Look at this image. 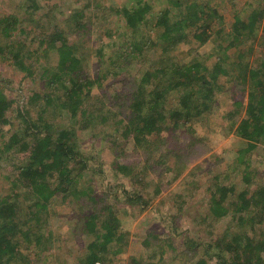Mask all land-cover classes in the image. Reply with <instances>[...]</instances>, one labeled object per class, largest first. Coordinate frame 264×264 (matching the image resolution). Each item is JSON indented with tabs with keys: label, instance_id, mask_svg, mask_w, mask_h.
Wrapping results in <instances>:
<instances>
[{
	"label": "trees",
	"instance_id": "16d2710c",
	"mask_svg": "<svg viewBox=\"0 0 264 264\" xmlns=\"http://www.w3.org/2000/svg\"><path fill=\"white\" fill-rule=\"evenodd\" d=\"M51 1L28 0L32 5L26 6L23 18L31 22L32 29L21 26L17 17L0 18V65L9 60L23 79L34 83L39 79L42 88L30 90L25 97L23 90L12 89L15 74L0 79V174L6 191L5 196L0 195V264H40L41 260L33 261L31 251L20 249L21 241L27 242L30 250L41 252L44 235L36 227L40 217L45 216L47 223L55 199L60 198L64 205L72 196V204L80 200L91 209L81 213L77 225V232L88 238L84 240L88 241L87 252L77 264L119 263L116 257L129 245V237L117 211L118 196L110 194L113 188L102 191L95 186L88 160L79 150V136L99 124L103 130L116 132V140L111 141V148L117 149L114 169L130 184L129 190L121 192V199L131 210L145 209L150 195L147 186L156 177L173 173L176 181L190 165L189 160L202 157V149L205 152L208 145L197 137L195 125L207 122V116L216 111L218 96L225 91L220 78L232 76L226 64L233 49L239 51L233 64L239 69L236 87L247 88L245 114L231 126L232 133L247 143L233 165L240 170L244 187L221 183L205 190L211 219L199 224H208L214 235L208 241L200 232L198 238L185 236V262L264 264V230H258L264 224V184L253 182L251 159L247 157L264 145V36L258 43L262 51L259 65L246 60L249 56L241 48L250 42L253 46L247 52L254 50L256 41L251 37L263 28L264 8L253 10L247 21L236 17L228 43L217 45L216 56H203L197 50L213 39L212 28L222 20L207 3L134 0L133 6H119L115 0H109L108 5V0H85L58 22L53 19L58 11ZM44 8H48L45 13ZM94 12L97 22H92ZM18 31L25 41L11 43ZM182 45L194 47L195 54L188 62L173 56ZM154 49L157 58L152 57ZM210 58L214 59L211 66ZM137 67L133 79L132 69ZM105 80L110 86L121 84L123 92H116L98 108L91 102L95 89ZM242 108L241 101L235 102L230 118L241 117ZM128 110L129 116L122 117ZM65 117L68 126L62 125ZM166 129L173 137L169 148L162 137ZM180 138L185 143L182 147ZM131 140L134 147L130 153L126 146ZM178 149L190 151V158ZM206 159L203 165L210 162ZM18 190L28 193L34 202L35 210L25 218L16 203ZM161 190L159 186L157 195ZM71 215L74 218L76 213ZM56 217L61 216L57 213ZM223 221L225 229L217 231L216 226ZM172 226L173 230L179 228L176 223ZM257 231L260 237L255 235ZM166 242L151 232L144 245L151 248L158 243L164 258ZM129 264L146 263L132 258Z\"/></svg>",
	"mask_w": 264,
	"mask_h": 264
},
{
	"label": "rangeland",
	"instance_id": "374dc122",
	"mask_svg": "<svg viewBox=\"0 0 264 264\" xmlns=\"http://www.w3.org/2000/svg\"><path fill=\"white\" fill-rule=\"evenodd\" d=\"M151 3H155L156 0H149ZM167 3V0H161ZM201 4H208L215 9L222 17V20L217 22L212 28L214 34L213 39L208 42L204 47L197 50L198 54L207 56L216 54L217 45L224 42L226 45L230 37L229 30L231 25L235 22L236 17H240L243 21H247L250 13L263 6V0H196ZM115 2L121 6L123 4L134 5V0H115ZM86 2L85 0H52L51 4L58 11L53 19L57 18L58 22H61L65 17L69 16L73 10L80 8ZM109 4V0L106 1V5ZM32 5L28 0H0V18L17 17L20 19L21 26H28L31 29L30 21L24 19L26 14V6ZM45 9V8H44ZM159 9V6H157ZM45 9L44 13L47 12ZM177 11V10H176ZM90 13V12H88ZM55 14V13H54ZM96 13L91 15L92 19L97 22ZM52 21V20H51ZM54 22V21H52ZM118 24V23H117ZM117 24L113 25V28L117 27ZM26 28V27H25ZM264 36V21L263 28H261L255 37H251L252 41H256L254 50L248 53L247 50L253 46L250 42L246 45H242L244 52L249 56L251 64L255 66L259 65V59L262 57V51L258 47V43ZM25 36L20 32H15L14 37L11 39V43L24 42ZM121 40L124 37L120 36ZM72 40H75L73 35ZM193 47V45H192ZM191 45H182L179 49L173 53L174 58L180 62H188L194 56L195 51ZM157 49L152 51V57L157 58ZM239 52V51H238ZM236 49L229 51L231 60L226 64L227 69H230L231 77L222 76L220 82L225 85V91L218 96L217 109L207 116V122L196 123V135L199 138H203L204 142L208 145L206 150L202 149L200 152V158L197 160H189V166L185 169L184 174L174 180L175 174L168 173L162 177H156L146 189L150 195H147L148 204L145 205V209H132L126 205V200L121 199V192L127 188L129 190L130 184L125 183L120 174L114 169V163L117 160V149L111 148L112 142L115 141L116 132L111 129L103 130L101 124L96 125L92 131L79 136V150L88 160L91 178L94 180L95 186L102 191L110 190V194H114L117 197V202L111 203L119 207L118 214L122 222V228L126 231L129 237V245L125 246L124 252L116 257L117 264H129L132 258L137 260H143L146 264H191V262H185V250L184 237L187 236L190 239H194L198 232L204 241H208L210 237H213V233L210 232L208 224L200 227L199 221L204 219H211L209 213V201L206 199L205 190H209L212 184L215 187L218 184L223 183L226 186L234 185L237 189L244 187L241 173L236 171L233 165L237 164L236 156L238 151L245 149L247 143L235 136L232 133V123L240 121L245 114V107L247 104V88L242 85H237V75L239 69L234 68L236 63L237 53ZM11 59V58H9ZM94 57L92 58V60ZM214 59L208 61L209 66L212 65ZM233 62V63H232ZM247 62V61H246ZM138 73V67L132 69L131 77L136 78ZM15 74L16 78H12L14 83L12 89L23 90V96L28 97L29 91L41 90V81L39 79H23L24 75L17 72L10 61H6L0 65V79L4 80L10 78V75ZM111 80V79H110ZM22 82V83H21ZM109 80L102 82V86H97L94 92L91 103L100 108L103 101L106 99L108 102L116 92H123L121 84L109 85ZM119 87V88H117ZM60 95V93H59ZM242 102V115L237 118H230V112L234 109L235 102ZM176 104V100H174ZM172 103V101H171ZM43 104V103H42ZM115 103H113V106ZM171 105V104H170ZM129 116V110L127 114L122 117ZM16 118V117H15ZM170 124V120L167 121ZM68 117L64 118L62 125L68 126ZM172 125V124H171ZM169 125V126H171ZM16 129H23L24 127L17 126ZM182 131L183 129L180 128ZM179 132V131H178ZM167 129L163 132L162 137L164 139V145L168 148L172 145L173 137H169ZM181 147L184 141L180 138ZM134 142L131 140L126 146L128 152H132ZM180 147V148H181ZM179 153L182 156H188L190 158V151H181ZM251 159V177L254 178L255 184H264V145L260 146L257 150L247 155ZM210 158V162L203 165V162ZM117 162V161H116ZM254 175V177H253ZM88 176V174L86 175ZM220 179V180H219ZM185 183H182V182ZM171 184L167 185L168 183ZM162 184V186H161ZM185 184V185H184ZM167 185V186H166ZM4 182L3 175L0 174V195H6V191L3 190ZM160 186L161 192L157 195V189ZM166 186V187H164ZM186 186V187H185ZM209 187V188H208ZM115 188V190H114ZM238 193V192H237ZM17 205L22 210L24 218L32 215L35 210L32 208L33 203L31 196L22 190L17 191ZM235 197V196H234ZM73 196L66 202L61 203L60 198H56L54 205L51 207L50 215H48L47 223L45 222V216L40 217V224L38 229L40 233L44 235L42 240V250L37 251L35 248L29 249L27 242L21 241L20 249L23 251H31V257L33 261L41 260L40 264H77L78 259L81 258L87 252L88 238L84 234L77 232V225H79L80 215L84 210L91 211L90 207L84 206V202H76L72 204L70 200H73ZM83 201V200H82ZM150 202V203H149ZM183 205V208L180 207ZM142 210V212H141ZM72 212L76 213L73 218ZM57 213L61 217H56ZM176 220V221H175ZM210 222V220H209ZM169 224L179 226L178 230H173ZM236 223V222H235ZM235 223L233 226H235ZM226 221L218 223L217 231L222 232L225 229ZM169 226V227H168ZM264 230V224L258 226ZM210 233H209V232ZM153 233L159 236V240L167 241L164 244V258L161 257V246L158 243L153 244L151 248L144 245L145 238ZM210 234V236L208 235ZM258 237L261 236L260 231L256 232ZM264 233V232H263ZM254 236V235H253ZM198 238V237H196ZM152 242H155L151 238ZM177 248V251H173L171 248ZM204 247V246H203ZM202 248V247H201ZM179 253L181 255H179ZM189 253V252H188ZM179 255V256H178ZM202 255V252L200 256ZM197 257L195 262L200 258ZM115 260V257H114ZM194 262V263H195ZM215 262V261H214Z\"/></svg>",
	"mask_w": 264,
	"mask_h": 264
},
{
	"label": "built area",
	"instance_id": "2783aa9c",
	"mask_svg": "<svg viewBox=\"0 0 264 264\" xmlns=\"http://www.w3.org/2000/svg\"><path fill=\"white\" fill-rule=\"evenodd\" d=\"M263 6H264V0H263ZM96 264H101L100 262H97Z\"/></svg>",
	"mask_w": 264,
	"mask_h": 264
}]
</instances>
